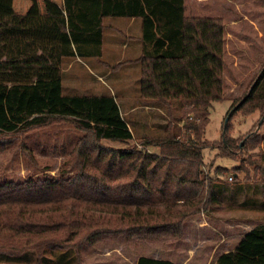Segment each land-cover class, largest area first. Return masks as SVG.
I'll return each mask as SVG.
<instances>
[{"label":"trees","instance_id":"16d2710c","mask_svg":"<svg viewBox=\"0 0 264 264\" xmlns=\"http://www.w3.org/2000/svg\"><path fill=\"white\" fill-rule=\"evenodd\" d=\"M104 17L141 20L139 97L166 117L155 135L137 140L112 95L62 94L65 58L101 57ZM224 32L218 18L186 16L183 0H0V151L7 136L58 122L82 133L56 177L0 183V264H23L30 252L36 264L57 250L79 257L84 244L118 236L178 239L188 218L219 205L203 151L212 104L224 96ZM243 108L264 119V67L234 111ZM258 129L238 142L226 125L221 156L260 146ZM233 172L250 178L241 161ZM216 264H264V223Z\"/></svg>","mask_w":264,"mask_h":264},{"label":"rangeland","instance_id":"374dc122","mask_svg":"<svg viewBox=\"0 0 264 264\" xmlns=\"http://www.w3.org/2000/svg\"><path fill=\"white\" fill-rule=\"evenodd\" d=\"M183 2L186 16L218 18L225 31L224 96L220 102L212 104L204 135L210 147L203 151L205 171L216 185L219 205L213 204L208 212L188 218L184 222L183 235L178 239L126 240L120 236L111 237L95 245L84 244L79 257L71 250L47 253L41 264H131L140 256L167 258L174 257L171 255L176 253L188 255L189 250L222 243L219 240L223 238L221 227L237 224V232H244L264 222V119L257 110L250 112L243 108L234 111L264 67V0ZM124 21L122 18L106 20L101 57L74 56L63 60L62 94L114 96L129 129L138 140L160 132L166 117L161 107L139 97L141 67L136 60L133 61L135 64L128 61L141 55L143 41L142 36L129 39L124 35L127 31ZM137 29L134 26L130 31L134 33ZM0 52L3 51L0 49ZM231 111L228 136L239 142L259 127L257 133L261 137L260 146L238 153L235 160L221 156L218 148L224 121ZM81 135L68 122H58L43 129L31 130L23 136L5 137L4 141L10 142L0 151V183L6 180L21 182L31 176L56 177ZM21 143L27 151L14 150ZM249 156L259 161L260 169L256 163L247 164ZM239 161L246 163L250 178L246 180L245 175L240 173L237 179L230 181L228 178L235 176L233 168ZM218 167L224 168L226 174L221 176V172L216 170ZM244 199H257L258 202L252 209L240 208ZM208 228L209 233L206 231ZM194 229L200 232L196 233ZM206 238L211 241H205ZM232 241L234 243L236 239ZM63 254L66 256H59ZM17 260H25L23 264H36L33 252Z\"/></svg>","mask_w":264,"mask_h":264},{"label":"crops","instance_id":"0c3cea01","mask_svg":"<svg viewBox=\"0 0 264 264\" xmlns=\"http://www.w3.org/2000/svg\"><path fill=\"white\" fill-rule=\"evenodd\" d=\"M184 6H185V3H184ZM107 19H113L114 20V19H121V18H117V17H104V18H102L103 30H104V26L106 25L105 22ZM122 19H125L124 22H126V24H127V26H126L127 31L124 32L125 36H127L129 39H136V37L142 36V27H141V20L140 19H138V18H122ZM114 22H116V21H114ZM132 26L133 27L135 26L138 28L136 32L134 31V33H132L130 31V28H133ZM127 27H129V28H127ZM103 33H104V31L102 32V35H103ZM102 41H104L103 37H102ZM126 48H128V45L126 46ZM101 56H102V54H101ZM138 57H140V55ZM138 57L133 58V59H129V61H128L129 64H135L133 61H135ZM257 202H258L257 199H250V200L244 199L240 203V206H241L240 208L248 207V208L252 209L256 206ZM240 225H242V223H240ZM236 226H238V225L237 224L227 225L226 228L221 227V232H222L221 236L223 238H219V240L222 242L220 244H216V245H210L209 244V245H207V247L203 246V247H200L198 249L189 250L190 253L188 255H187V253L186 254L176 253V254L171 255L174 257L164 258V257H158V256H153V257L151 256L150 258L169 260V261L174 262L176 264H216L219 256H221L222 254L227 253L229 251H233L236 248L238 242L241 240V238L247 232H249L251 229H253L255 226H258V225L250 227L249 229L245 230L244 232H241V231L237 232L238 227H236ZM194 230H196V229H194ZM196 231H197L196 233L200 232L198 230H196ZM206 231L209 233V228ZM234 238L236 239V241H234V243H233L232 239H234ZM213 240L214 239L212 238V241ZM205 241H211V239L206 238ZM217 241H215V242H217ZM136 261H137V259H136ZM136 261L131 262V264H136Z\"/></svg>","mask_w":264,"mask_h":264},{"label":"water","instance_id":"95a60500","mask_svg":"<svg viewBox=\"0 0 264 264\" xmlns=\"http://www.w3.org/2000/svg\"><path fill=\"white\" fill-rule=\"evenodd\" d=\"M232 110H233V109H232ZM227 122H228V116H227V118H226L225 121H224L223 132H224V129L226 128ZM261 122H262V120L260 121L259 125L261 124Z\"/></svg>","mask_w":264,"mask_h":264},{"label":"built area","instance_id":"2783aa9c","mask_svg":"<svg viewBox=\"0 0 264 264\" xmlns=\"http://www.w3.org/2000/svg\"><path fill=\"white\" fill-rule=\"evenodd\" d=\"M228 179L231 181L232 180V176H230Z\"/></svg>","mask_w":264,"mask_h":264}]
</instances>
